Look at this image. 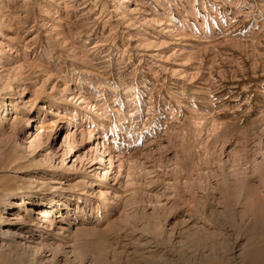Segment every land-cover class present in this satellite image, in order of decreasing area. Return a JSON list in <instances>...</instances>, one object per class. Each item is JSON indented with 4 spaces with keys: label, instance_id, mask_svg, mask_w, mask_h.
<instances>
[{
    "label": "rangeland",
    "instance_id": "374dc122",
    "mask_svg": "<svg viewBox=\"0 0 264 264\" xmlns=\"http://www.w3.org/2000/svg\"><path fill=\"white\" fill-rule=\"evenodd\" d=\"M122 1L0 0V264H264V0Z\"/></svg>",
    "mask_w": 264,
    "mask_h": 264
},
{
    "label": "bare ground",
    "instance_id": "6f19581e",
    "mask_svg": "<svg viewBox=\"0 0 264 264\" xmlns=\"http://www.w3.org/2000/svg\"><path fill=\"white\" fill-rule=\"evenodd\" d=\"M128 1H132V0H123L121 3H119V4H116V6H118L119 8H116V11H119L118 13H121V11H122V9L123 8H128L129 7V5H127V2ZM120 15V14H119ZM135 96H136V99H138V103H140V101L141 100H143L142 99V97H141V95H139V94H134ZM75 97V96H74ZM73 97V98H74ZM77 100H79V103L81 104V105H83V107L85 108V109H87V108H89V109H93L94 111H95V114L100 118V116L101 115H103V113H104V110H103V108H101V107H99V106H97V104L96 103H94V101L93 100H91L89 97H81V96H78L77 98H76ZM10 106H11V108H13V109H16L17 107V105L16 104H14L13 102H10ZM129 107H131L130 108V110H133V109H136V111L138 110V108L139 107H136V104H130V105H128ZM6 111V108H5V106H4V108L2 109V113L3 112H5ZM5 113H4V119H5ZM0 116H1V113H0ZM99 118H97V120H95L93 123H94V130H96V132H97V127L99 126V125H101V121H100V119ZM96 136V135H95ZM87 141H89V140H87ZM98 143H100L99 142V139H98ZM92 149V148H91ZM97 150V149H96ZM93 151V150H92ZM92 151H90L89 153H88V158L90 159V164H89V166H88V168H90L91 166H93L92 165V161H93V153H92ZM100 151H102V147L100 146L99 147V150H98V152L99 153H101ZM103 153H104V151H103ZM102 153V154H103ZM95 154V153H94ZM103 156H104V154H103ZM103 156H101L102 157V160L101 161H103V160H105V162H104V164H106L107 163V161H106V159L105 158H103ZM100 157V158H101ZM109 163H110V166H112V160L111 159H109ZM94 169H95V167H94ZM97 169H98V171L96 172V184L98 185V184H100V183H102V182H105L106 180H107V177H108V170H106L105 169V167H101V166H98L97 167ZM102 191V190H101ZM25 194H22V196H24ZM80 196H77V197H75V198H79ZM23 202L22 203H25V200H22ZM48 203V204H47ZM59 204H62V202H61V199H56L55 201H52V200H50L49 202H47V201H45V198H42L41 200H40V210H39V216H40V221H42V223H44V224H49L50 223V221H51V217L50 216H52L53 215V211H54V208H56ZM59 209H60V207H59ZM15 218V217H14Z\"/></svg>",
    "mask_w": 264,
    "mask_h": 264
}]
</instances>
